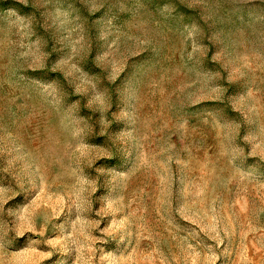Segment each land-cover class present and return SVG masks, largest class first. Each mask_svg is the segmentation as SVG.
I'll list each match as a JSON object with an SVG mask.
<instances>
[{"label":"rangeland","instance_id":"rangeland-1","mask_svg":"<svg viewBox=\"0 0 264 264\" xmlns=\"http://www.w3.org/2000/svg\"><path fill=\"white\" fill-rule=\"evenodd\" d=\"M0 264H264V0H0Z\"/></svg>","mask_w":264,"mask_h":264}]
</instances>
